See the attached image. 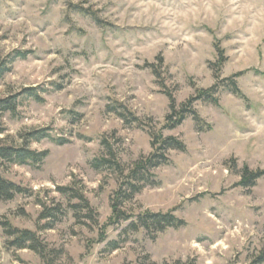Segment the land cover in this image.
Here are the masks:
<instances>
[{
    "label": "rangeland",
    "instance_id": "obj_1",
    "mask_svg": "<svg viewBox=\"0 0 264 264\" xmlns=\"http://www.w3.org/2000/svg\"><path fill=\"white\" fill-rule=\"evenodd\" d=\"M218 49L221 78L243 72L246 98L221 90L218 105L194 103L203 126L188 116L167 127L168 93L180 107L216 84ZM3 64L0 99L18 96L16 111L0 115V138L51 137L30 144L48 151L41 165H1L29 191L0 200V264H46L14 247L8 228L36 233L55 255L50 264H264V176L239 185L245 166L264 171V0H0ZM26 88L41 101L19 96ZM152 133L185 149L168 151L154 184L119 197L118 208L131 220L171 212L183 225L133 232L112 204L127 169L152 152ZM110 151L123 176L94 168ZM59 188L81 192L91 211ZM44 208L50 221L40 219Z\"/></svg>",
    "mask_w": 264,
    "mask_h": 264
},
{
    "label": "trees",
    "instance_id": "obj_2",
    "mask_svg": "<svg viewBox=\"0 0 264 264\" xmlns=\"http://www.w3.org/2000/svg\"><path fill=\"white\" fill-rule=\"evenodd\" d=\"M76 8H79L80 12L91 14L88 10H84L79 6H76ZM24 54L25 53L23 52H18V56L16 55V57H25ZM218 57L219 60L214 64L213 68L216 73V78L218 79L216 84L207 89H199L194 96L190 97L188 100L182 103L180 107H177L175 98L172 96V94L168 93L172 114L167 118V127L175 128L181 125L188 116H192L197 125L203 126L204 121L202 118H200L197 111L193 108V105L196 101H206L218 105L219 94L221 90L226 89L240 98H246L245 94L239 87L237 80L238 77L243 74V72L237 73L229 78L222 79L220 74L225 59L223 51L219 49ZM7 70L8 68L4 66V64L0 65V79H2ZM17 96L18 95L0 99V115L6 112L14 113L16 111ZM19 96L33 98L36 101H41L42 99L37 93V90L34 88H26L19 94ZM113 109L116 110L117 106H114ZM120 115L128 122L138 121V119L128 111H122ZM2 133V130H0V135ZM49 137L51 136L46 132V130H36L21 135V144L19 145H13L7 140H3L0 138V200L11 201L17 195L26 194L29 191L26 188L7 179L3 175L1 165H3V163L18 166L41 165L47 158L48 151L34 150L30 147V144L34 142H40L41 140ZM52 140L58 142L59 144L63 143L59 139L52 138ZM152 149V152L147 157H142L127 169V174L126 176H124V186L126 187V189H120V191L117 193L116 198L114 197L113 200L112 209L114 219L119 218L126 221L131 220L132 217L130 215L125 214V216H122L124 214H122L118 208V201H120L119 197H125L126 200L130 201L137 193H140L145 186L153 185V170L161 165H165L170 162L168 151L184 150L185 146L177 138L163 137L162 134L157 135L155 133H152ZM110 153L111 158L109 159L94 160L92 163L94 168L101 169L103 166H106L108 168L114 169L123 176L125 170L122 168V165L116 160L115 155L111 151ZM263 176L264 171H251L248 166H245L242 170V179L239 182V185L244 188L251 189ZM59 191H62V193L64 194L68 191H72V197L80 200V202L82 203V207L91 211L88 201L81 192L76 193L75 190L68 188H59ZM91 215L92 213L90 214V216ZM40 217V219L50 221L49 219H51L53 216L50 210L44 208ZM47 225L44 227L50 228V224L48 226ZM181 225H183V222L171 212H145L143 214H140L137 219L131 220L127 226V229L133 232H138L140 229H143L151 233H162L169 228H179ZM7 231L8 235L13 238L11 244L17 249H29L35 252L45 261L46 264H50V261H52H49V257L51 255L53 256V258L55 257L54 253L48 252L49 250L44 244H42L36 233L29 230H19L16 228H8ZM115 246L118 247L117 245ZM258 260L261 263L264 262V250Z\"/></svg>",
    "mask_w": 264,
    "mask_h": 264
}]
</instances>
